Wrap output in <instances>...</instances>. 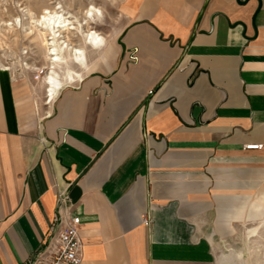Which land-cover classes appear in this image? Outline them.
<instances>
[{"label": "crops", "instance_id": "1", "mask_svg": "<svg viewBox=\"0 0 264 264\" xmlns=\"http://www.w3.org/2000/svg\"><path fill=\"white\" fill-rule=\"evenodd\" d=\"M244 1L55 5L70 74L0 71V264L43 247L59 192L82 264H233L222 241L264 220V0Z\"/></svg>", "mask_w": 264, "mask_h": 264}, {"label": "rangeland", "instance_id": "2", "mask_svg": "<svg viewBox=\"0 0 264 264\" xmlns=\"http://www.w3.org/2000/svg\"><path fill=\"white\" fill-rule=\"evenodd\" d=\"M116 1L0 0V71L2 66L11 67L14 63H19L20 68H23L16 74L17 82L22 88L27 86L39 89L41 76H45L39 71L47 73L51 67L45 58L43 36L32 22L39 18L45 9H54L56 4L62 6L64 12L74 14L75 20L82 19L81 12L84 7L95 6L109 21L117 12ZM25 10L30 13H26ZM17 18L21 19L22 25L16 24ZM8 23L13 25H7ZM224 241L219 257H224L228 252L233 258V264H264V220L261 223H248L238 227V233L228 247Z\"/></svg>", "mask_w": 264, "mask_h": 264}, {"label": "built area", "instance_id": "3", "mask_svg": "<svg viewBox=\"0 0 264 264\" xmlns=\"http://www.w3.org/2000/svg\"><path fill=\"white\" fill-rule=\"evenodd\" d=\"M256 147L259 150L263 145ZM73 207L69 194L59 192L47 240L26 264H82L84 244L79 231L81 219L74 214ZM144 222L147 226L150 224L148 219Z\"/></svg>", "mask_w": 264, "mask_h": 264}, {"label": "bare ground", "instance_id": "4", "mask_svg": "<svg viewBox=\"0 0 264 264\" xmlns=\"http://www.w3.org/2000/svg\"><path fill=\"white\" fill-rule=\"evenodd\" d=\"M56 8V7H55ZM55 8L51 9V8H47L44 10L43 14L41 16H39V18H37L36 20H34L32 22V24H35V27L37 29V31L39 32V34H41V36H43V43L46 49V60L47 62L50 64V71H48L45 75V79L48 83L53 84L56 82L57 77H59V71L58 69L61 66H66V71L68 72V74H70L71 70L68 66V64L61 62L59 59H52V57H50L52 53L56 52V46L57 44H59V36H60V30L58 31V28H60V26H62L64 28V30H68L70 29V25H71V21L66 20V18L61 14L55 11ZM26 13H30L29 11L25 10ZM93 12H97L99 13L98 9L95 6H91V11L89 13H91V15L89 16H93ZM101 12V11H100ZM16 24L17 25H22L21 24V19L17 18L16 19ZM7 25L12 26L13 24L8 23ZM16 25V26H17ZM62 32V31H61ZM90 35V38H95L97 39L98 36L95 33H91L88 34ZM64 43V42H61ZM68 44L66 43L67 46ZM50 55V56H49ZM21 64L19 63H14L13 66L11 67H7V66H2V70L1 72L3 73H8L11 75L12 78L16 77V74L18 72L21 71ZM23 66V65H22ZM44 71H41V73H43ZM250 148H257V147H250Z\"/></svg>", "mask_w": 264, "mask_h": 264}, {"label": "water", "instance_id": "5", "mask_svg": "<svg viewBox=\"0 0 264 264\" xmlns=\"http://www.w3.org/2000/svg\"><path fill=\"white\" fill-rule=\"evenodd\" d=\"M239 1H241V0H239ZM249 1H251V0H245V1L243 2V4H247Z\"/></svg>", "mask_w": 264, "mask_h": 264}, {"label": "snow or ice", "instance_id": "6", "mask_svg": "<svg viewBox=\"0 0 264 264\" xmlns=\"http://www.w3.org/2000/svg\"><path fill=\"white\" fill-rule=\"evenodd\" d=\"M89 15H91V13H89ZM249 147H256V145H249Z\"/></svg>", "mask_w": 264, "mask_h": 264}]
</instances>
